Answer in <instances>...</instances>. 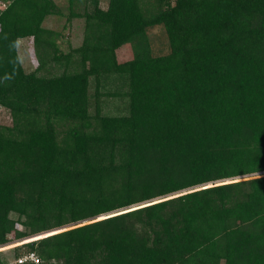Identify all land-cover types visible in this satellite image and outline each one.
Wrapping results in <instances>:
<instances>
[{"label": "trees", "instance_id": "obj_1", "mask_svg": "<svg viewBox=\"0 0 264 264\" xmlns=\"http://www.w3.org/2000/svg\"><path fill=\"white\" fill-rule=\"evenodd\" d=\"M87 1L68 51L53 0L0 7V247L36 235L0 264H264V0Z\"/></svg>", "mask_w": 264, "mask_h": 264}, {"label": "rangeland", "instance_id": "obj_2", "mask_svg": "<svg viewBox=\"0 0 264 264\" xmlns=\"http://www.w3.org/2000/svg\"><path fill=\"white\" fill-rule=\"evenodd\" d=\"M7 0L0 1V7H4ZM54 4L59 7V15H49L45 18L43 26L52 32V38L56 47L62 51H68L69 45L78 46L81 44L84 32V20L81 17L72 16L71 13H81L84 10L87 0H53ZM108 0H99L102 8L107 7ZM65 25V26H64ZM147 41L151 54L153 56L166 54L169 51L168 40L163 26L156 25L147 29ZM53 44H42L34 42L31 37L18 40L17 51L25 70H32L53 56ZM132 50L129 45L120 47L117 50V58L119 61L131 58ZM47 68L41 69L45 73ZM122 109V99H110L105 104V110L108 112H118ZM0 117L2 123H9V112L6 109H1ZM44 234V233H41ZM34 236L26 237L24 239H15L0 249L4 250L12 248L18 242L25 239H31ZM5 250V251H6ZM6 256L12 258V252H7ZM11 261V260H10ZM13 264V263H10Z\"/></svg>", "mask_w": 264, "mask_h": 264}, {"label": "built area", "instance_id": "obj_3", "mask_svg": "<svg viewBox=\"0 0 264 264\" xmlns=\"http://www.w3.org/2000/svg\"><path fill=\"white\" fill-rule=\"evenodd\" d=\"M13 264H42V261L35 252H30L19 257Z\"/></svg>", "mask_w": 264, "mask_h": 264}, {"label": "water", "instance_id": "obj_4", "mask_svg": "<svg viewBox=\"0 0 264 264\" xmlns=\"http://www.w3.org/2000/svg\"><path fill=\"white\" fill-rule=\"evenodd\" d=\"M43 233H45V232H43Z\"/></svg>", "mask_w": 264, "mask_h": 264}]
</instances>
